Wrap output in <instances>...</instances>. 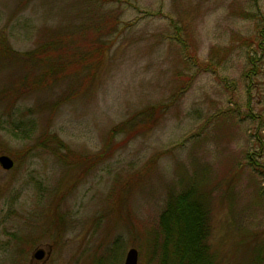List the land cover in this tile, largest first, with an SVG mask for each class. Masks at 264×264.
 Wrapping results in <instances>:
<instances>
[{
  "label": "rangeland",
  "instance_id": "374dc122",
  "mask_svg": "<svg viewBox=\"0 0 264 264\" xmlns=\"http://www.w3.org/2000/svg\"><path fill=\"white\" fill-rule=\"evenodd\" d=\"M260 26L264 0H0V42L67 50L44 54L67 65L21 94L0 60V155L13 160L0 166V264H123L131 247L159 264V215L191 185L214 264H264ZM99 41L96 63L82 51ZM224 52L213 71L196 63ZM151 105L153 119L137 114Z\"/></svg>",
  "mask_w": 264,
  "mask_h": 264
},
{
  "label": "trees",
  "instance_id": "16d2710c",
  "mask_svg": "<svg viewBox=\"0 0 264 264\" xmlns=\"http://www.w3.org/2000/svg\"><path fill=\"white\" fill-rule=\"evenodd\" d=\"M258 29V39L260 41L257 42V44L260 45L264 43V26H260ZM98 43L103 45L100 46ZM95 45V50L91 49L90 51L82 52H92V55L93 52H95L94 58H96V63H99L100 54L106 47V43L99 41ZM45 50L43 49L42 51V48L38 47L37 49L27 52H15L7 46L5 42H0V60L10 59V61L13 62L11 65H14V63L17 65L15 67H10L11 69H16L17 72L19 71L20 73L15 82L21 84V86L17 87V89L21 91L20 94L31 92L40 86L46 85L49 83V76H55L57 70L65 68V65H67V63L60 59L61 57L55 60L54 54L53 56H49V59L48 56L44 57V54L47 52H67V50L58 48L56 42L54 45H47ZM225 55L226 53L222 56H218L213 62L196 63L200 69L213 71L215 70L216 64L220 63L221 58ZM14 56L15 59L13 61L12 58H14ZM191 57L195 59V55ZM249 69L250 70H248L246 74H250V72L252 73L254 70L252 66H250ZM19 78H21V80H19ZM192 78L193 75H189L188 78H186L183 87L179 89L180 93L187 88ZM12 85L13 81L11 83V86ZM159 107L161 109L160 105H151L137 114L144 116L146 119H153L154 117H151L156 114ZM126 123L127 122H122L116 128H112L110 131V138H112L115 133L123 131ZM56 145L55 143L51 145V147ZM56 152L57 151H55V153ZM257 156L259 157V155ZM76 160L79 161L80 159ZM99 160L101 161V159ZM248 163L251 165V160H249ZM255 164L258 163L256 162ZM256 166L257 165H255V167ZM206 203L205 195L195 190L192 185L188 189L177 194L173 192L168 194L162 213L158 218L159 231L157 232V236H161L159 264H214V254L210 250L208 242L210 224Z\"/></svg>",
  "mask_w": 264,
  "mask_h": 264
},
{
  "label": "water",
  "instance_id": "95a60500",
  "mask_svg": "<svg viewBox=\"0 0 264 264\" xmlns=\"http://www.w3.org/2000/svg\"><path fill=\"white\" fill-rule=\"evenodd\" d=\"M0 166L6 170L10 169L13 166V160L9 156L5 154H1ZM49 252H50L49 247H46L44 245L38 246L33 250L32 258L36 260H44L49 255ZM137 258H138L137 250L131 247L125 253L123 264H137Z\"/></svg>",
  "mask_w": 264,
  "mask_h": 264
},
{
  "label": "flooded vegetation",
  "instance_id": "af4514ba",
  "mask_svg": "<svg viewBox=\"0 0 264 264\" xmlns=\"http://www.w3.org/2000/svg\"><path fill=\"white\" fill-rule=\"evenodd\" d=\"M34 260H36V259H34ZM42 261V260H41Z\"/></svg>",
  "mask_w": 264,
  "mask_h": 264
}]
</instances>
